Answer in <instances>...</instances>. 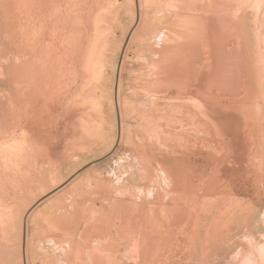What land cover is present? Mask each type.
I'll return each instance as SVG.
<instances>
[{
	"label": "rangeland",
	"instance_id": "rangeland-1",
	"mask_svg": "<svg viewBox=\"0 0 264 264\" xmlns=\"http://www.w3.org/2000/svg\"><path fill=\"white\" fill-rule=\"evenodd\" d=\"M169 1L0 0V68L18 71L24 66V78L20 72L14 81H22L26 88L14 94L10 72L0 76V156L13 157L9 164L0 159V264H62L67 259L63 249L69 244L74 248L72 257L83 253L85 264H94L87 252L104 258L96 264L110 260L148 264L153 258L146 256L140 231L147 233L160 255L157 264H264V63L255 61L256 54L264 53V32L256 37L250 32L249 47L241 53L240 94H219L207 102L210 116L218 119L215 127L209 126L199 113L188 111V101L184 107L173 97L156 99L144 94V79L151 73L139 54L152 46L148 36L152 28L166 22L164 28L176 32L178 38L189 27L171 17L166 8ZM174 1L177 5L179 0ZM182 1L188 8L195 7V0ZM244 1L246 8L240 16L254 29L264 15V0ZM198 2L199 8L216 6L212 0ZM219 4L217 9L224 16L232 17L238 9L230 0H219ZM195 10L184 15L210 22L208 10L204 14ZM257 14L258 20L254 19ZM66 37L80 44L73 58L61 49L60 40ZM146 38L147 45L143 43ZM221 39L225 45V36ZM183 45H177V63L190 65L192 70L182 77H197L200 82L210 79L207 74L213 73L216 61L213 49L207 43ZM51 74L56 77L53 83ZM31 75L40 77L38 88L30 83ZM46 83L49 88H43ZM28 85L34 88L32 93ZM160 165L173 172L176 183L164 181ZM141 186L174 189L182 195V202L172 205L178 216H185L189 207L194 210L187 238L180 230L161 231L158 223H178L162 219V212L161 220L149 225V202L145 193H138ZM74 212L79 217L72 220ZM184 222L185 218L178 227ZM136 240L141 255L137 262Z\"/></svg>",
	"mask_w": 264,
	"mask_h": 264
},
{
	"label": "bare ground",
	"instance_id": "bare-ground-1",
	"mask_svg": "<svg viewBox=\"0 0 264 264\" xmlns=\"http://www.w3.org/2000/svg\"><path fill=\"white\" fill-rule=\"evenodd\" d=\"M137 1V0H136ZM199 1V0H198ZM195 0V7L194 8H188L185 2H183L180 0L177 2L176 5V1L173 2V0L169 1V8L171 11V17H173V19H179L182 22V25L184 26H189L187 29H185V31H180L182 32V35L180 34L178 38H176L177 36L175 35L176 32H171L166 30L165 23L164 24H156V26H154V28H152L150 35L148 34V36H150L151 40H152V46L151 47H147L144 51V53H140L139 56L141 57V59H143V61H146L147 64V69L150 70L151 74H147L145 76L144 79V85H145V89H144V94L146 96H154V98H159V97H169V99L176 98L177 100H180L179 102L177 101L176 104L184 106L186 105L188 101L189 103L187 104L188 106V111L191 112H195V113H199V115H201L202 119L201 121L206 122L209 126H214L216 122L218 121V119L213 120V118L210 116V110L211 107L209 104H207V102H209V100L211 98H215V97H220L219 94L223 95V94H227L229 93L230 95L233 96H237L240 94L241 92V82H240V78L239 76L242 74L243 69H244V63L240 62V58L241 57V53H246V49L247 47H249V42H250V36L249 33L251 32L254 37H256L257 35L260 36L262 35V33L264 32L263 27H264V15L261 18V21L258 20L259 16L258 13L254 19H257V26L254 29H251L249 27V22L245 21V19H243V16H240V10L242 8H246L245 5L247 4L246 1L244 0H230L233 3H235L238 9L235 8L236 11L233 12L232 17L229 16H224V14H222L217 8L218 6L220 7L219 4V0H212V3H215L216 6L213 7V9H211V7L213 6L211 4V7L209 9V7L207 8H199V6H197L196 4H198L199 2ZM203 1V0H202ZM204 1H209V0H204ZM7 3V2H6ZM11 5V4H10ZM9 5V6H10ZM168 5V3H167ZM251 5V4H250ZM165 7V6H164ZM195 10L197 13L200 14H204L205 10H208L206 12L207 19L210 21L208 23V21H206V18L202 19L201 21L197 20V18H200L197 15H187L185 16L184 13H190V11L188 10ZM255 11V10H254ZM247 13V12H245ZM253 13V12H252ZM30 14V13H29ZM7 15V14H6ZM162 16V15H161ZM254 16V15H253ZM252 17V16H251ZM96 18V17H95ZM88 19V18H87ZM253 19V20H254ZM96 20V19H95ZM169 20V19H168ZM186 20V21H184ZM194 20V21H193ZM251 20V22L253 21ZM12 21V20H11ZM176 22V20H174ZM255 21V20H254ZM89 22V20H88ZM97 22V21H96ZM162 22V21H161ZM174 22V23H175ZM92 23V21H91ZM102 21L98 22V24H101ZM194 23V28L190 29V24ZM96 24V23H95ZM22 27V26H21ZM40 28V27H39ZM93 28V27H92ZM14 29V28H13ZM31 29V28H30ZM42 29V28H40ZM94 29V28H93ZM96 29V27H95ZM169 29V27H168ZM222 29H226V31H222ZM38 30V28H37ZM93 31V30H92ZM96 31V30H95ZM94 31V33H95ZM17 32V31H16ZM62 32V31H61ZM179 32V33H180ZM15 33V32H14ZM13 33V34H14ZM19 33V32H18ZM30 33V32H29ZM69 33V32H68ZM83 33V32H82ZM246 33V35H245ZM17 34V33H16ZM35 34V33H34ZM97 34V33H96ZM69 35V34H68ZM95 35V34H94ZM98 35V34H97ZM54 36V35H53ZM221 36H225L224 42L226 40V43L224 45L223 42L220 41ZM19 37V36H18ZM58 37V36H57ZM75 37V36H74ZM96 37V36H95ZM145 37V36H144ZM56 38V37H54ZM81 38V37H80ZM259 38V37H258ZM23 39V38H22ZM127 40V38H126ZM125 40V43H126ZM148 38L145 39V42H143L144 44L147 45L148 43ZM223 40V39H221ZM59 41V40H58ZM85 41V40H84ZM258 41V40H257ZM260 41V40H259ZM262 41V40H261ZM62 46L61 49L63 48V50H66V53L68 54V56H71L72 58L79 53L78 52V45L79 42L76 39H73L71 37H66V38H62V40H60ZM205 42V43H204ZM214 42V43H213ZM263 42H264V38H263ZM125 43L122 47V51L123 48L125 46ZM180 43H184L183 46H185V44L187 45H191V46H202V45H206L212 48V56L213 59H216L215 63H214V70L213 73L209 72L207 75L210 76V79L208 78L207 80L200 82L199 80H197V77L191 78V79H184V77H182L183 75H188L190 73V71L192 70V67H189L187 65L185 66H179V62L177 63L178 59L176 56V48L178 47L177 45ZM89 44V43H88ZM92 44V43H91ZM90 44V45H91ZM224 45V47H223ZM231 46L232 48L230 50H228V46ZM256 45V44H255ZM259 45V44H258ZM257 46V45H256ZM92 47V46H91ZM109 47V46H108ZM263 47V46H262ZM83 48V47H82ZM261 48V47H260ZM50 49V48H49ZM255 49V48H254ZM29 50V49H28ZM48 50V49H47ZM80 50V49H79ZM83 50V49H82ZM91 51L92 49L88 48V56L90 57L89 59H91ZM258 51V50H257ZM255 52V51H254ZM221 53V54H220ZM224 53V54H222ZM256 53V52H255ZM51 55V54H50ZM223 55L225 56V59L223 58ZM257 55V59L255 60L258 64L264 63V53H259L256 54ZM24 56V55H23ZM30 56V55H29ZM82 56V55H81ZM103 56V55H102ZM185 56V55H184ZM246 56V55H245ZM248 56V55H247ZM25 57V56H24ZM23 57V58H24ZM84 57V56H83ZM82 57V58H83ZM66 58V57H65ZM78 58V57H77ZM249 58V57H248ZM18 59V58H17ZM22 59V57H21ZM79 59V58H78ZM81 59V58H80ZM224 61L226 62H223ZM6 60V59H3ZM2 61V60H1ZM19 61V59H18ZM81 61V60H80ZM214 61V60H213ZM79 62V61H78ZM84 62V60H83ZM80 63V62H79ZM82 63V61H81ZM80 63V64H81ZM89 63H86L85 66H87ZM146 64V63H145ZM60 65V64H59ZM78 66H80L78 64ZM84 66V65H83ZM7 66H4L2 68H0V76H4L6 74H8L10 72V75L8 77H10L11 81L13 80V82H11V85L14 86L13 89V93L14 94H18L20 92H24L25 91V86L24 83L22 84L21 82H17L14 81V78L16 77L17 74H21L24 78L25 73H23V67H21L20 69H18V71L13 70V69H8ZM77 67V66H76ZM146 67V65H145ZM251 67V66H250ZM82 68V66H81ZM252 68V67H251ZM65 69V68H64ZM83 69V68H82ZM86 69V68H85ZM62 70V69H61ZM249 70V69H248ZM252 70V69H251ZM254 70V69H253ZM72 71V70H71ZM81 71V69H80ZM103 71V70H102ZM18 72V73H17ZM21 72V73H20ZM88 72V71H87ZM193 74L197 73L196 70L193 69ZM84 74V73H83ZM142 73L140 72V75ZM213 74V75H212ZM249 74V73H248ZM52 75V74H51ZM145 75V74H143ZM141 75V76H143ZM211 75L213 76V79L211 77ZM229 75H231L232 77H230ZM261 75V74H260ZM189 76V75H188ZM7 77V76H6ZM7 77V78H8ZM80 77V76H79ZM221 77H224L223 79H221ZM32 78V79H31ZM51 82L53 83V81H55L54 79L56 78L55 76H51ZM206 78V77H204ZM215 78V79H214ZM220 78V79H218ZM233 78V79H232ZM19 79V78H18ZM30 82L34 88H38V80L40 79V77H35L34 75L30 76ZM256 79V78H255ZM71 80V78H70ZM100 80V79H99ZM19 81V80H18ZM28 82V83H29ZM49 82V83H51ZM243 82V81H242ZM206 83H211L213 84L212 88H209V86L206 85ZM29 89L32 93V91L34 90V88L32 89V86L28 85ZM45 87L43 88H49V84L46 83L44 85ZM55 86V84L53 85ZM71 86V85H70ZM27 87V86H26ZM255 89V88H254ZM258 89V88H257ZM36 90V89H35ZM251 91V90H250ZM219 92V93H218ZM8 93V92H7ZM177 93V94H176ZM30 94V92H29ZM34 94V93H33ZM39 94V93H38ZM36 94V95H38ZM22 95V94H21ZM31 95V94H30ZM35 95V94H34ZM35 95V97H36ZM7 96V95H6ZM251 96V95H250ZM18 97V95H17ZM23 97V96H20ZM34 97V98H35ZM247 97V96H246ZM38 98V97H37ZM172 98V99H173ZM244 98V97H243ZM18 100V98H16ZM171 99V100H172ZM246 99V98H245ZM259 99V98H258ZM263 99V98H262ZM38 100V99H37ZM63 100V99H62ZM67 100V99H66ZM175 100V99H174ZM255 101L257 99H254ZM264 100V99H263ZM36 101V100H34ZM33 101V102H34ZM64 101V100H63ZM228 101V100H227ZM12 102V101H11ZM10 102V103H11ZM26 102V101H25ZM24 102V103H25ZM172 102V101H171ZM215 102V101H214ZM9 103V104H10ZM28 103V102H26ZM41 103V102H40ZM175 103V102H174ZM16 104V103H15ZM259 104V103H258ZM14 105V104H13ZM28 105V104H27ZM33 105V104H32ZM35 105V104H34ZM33 105V106H34ZM254 105V103H253ZM260 105V104H259ZM17 106V105H16ZM166 106V105H165ZM257 107V106H256ZM260 107V106H259ZM23 108V107H22ZM27 109V108H26ZM25 109V110H26ZM255 109V108H254ZM19 110V109H18ZM260 110V109H258ZM257 110V111H258ZM23 111V110H22ZM28 111H30L28 109ZM27 112V111H26ZM212 112V111H211ZM214 112V111H213ZM216 112V111H215ZM20 113V112H19ZM18 113V114H19ZM22 113V112H21ZM20 113V114H21ZM24 113V112H23ZM218 113V111H217ZM212 114V113H211ZM215 115V114H214ZM17 116V114H16ZM15 116V117H16ZM208 116V117H207ZM237 116V115H236ZM220 117V115H219ZM218 117V118H219ZM225 117V116H224ZM234 117V116H233ZM73 118V117H72ZM223 118V117H222ZM221 118V119H222ZM236 118V117H235ZM77 119V118H76ZM20 120V119H19ZM22 120V119H21ZM217 120V121H216ZM119 121V117L117 122ZM242 121V120H241ZM24 122V121H23ZM30 122V121H29ZM176 122V121H175ZM221 122V121H220ZM244 122V121H243ZM223 123V122H222ZM238 123V121H237ZM249 123V122H248ZM253 124V123H252ZM24 125V124H23ZM222 125V124H221ZM255 125V124H254ZM22 126V125H21ZM20 126V127H21ZM27 126V125H26ZM25 126V127H26ZM231 126V125H230ZM242 126V125H241ZM22 127V128H25ZM217 127V126H216ZM232 127V126H231ZM240 127V126H239ZM249 127V126H248ZM247 127V128H248ZM27 128V127H26ZM207 128V127H206ZM253 128V127H252ZM258 128V127H257ZM21 129V128H20ZM28 129V128H27ZM211 129V128H210ZM223 129V128H222ZM221 129V130H222ZM251 129V127H250ZM212 130V129H211ZM210 130V131H211ZM215 130V128H214ZM240 130V129H239ZM242 130V128H241ZM240 130V131H241ZM10 132V131H9ZM118 132H119V126H118ZM223 132V131H222ZM243 132V131H242ZM152 133V132H151ZM212 133V132H211ZM228 133V132H227ZM230 133V130H229ZM232 134V133H230ZM212 135V134H211ZM233 137L234 134H232ZM214 136V135H213ZM218 136V135H217ZM220 136V135H219ZM228 136V135H227ZM240 136V135H238ZM249 136V135H248ZM73 137V135H72ZM211 137V136H210ZM225 137V136H224ZM230 137V136H229ZM260 137V136H259ZM212 138V137H211ZM214 138V137H213ZM212 138V139H213ZM248 138V137H247ZM241 139V138H240ZM210 140V139H209ZM222 140V139H221ZM228 143V140L225 139ZM224 140V141H225ZM230 140V139H229ZM239 140V139H237ZM236 140V141H237ZM243 140V139H242ZM253 140V139H252ZM256 140V139H255ZM213 141V140H212ZM241 141V140H240ZM247 141V140H246ZM245 141V145L246 144ZM259 141V140H258ZM147 142V141H146ZM220 142V141H219ZM244 142V141H243ZM237 143V142H236ZM260 143V142H259ZM1 144V143H0ZM149 144V143H148ZM222 144V142L220 143ZM223 144H225L223 142ZM241 144V143H239ZM4 145V144H3ZM233 145V144H232ZM250 145V144H249ZM230 146V145H229ZM238 147V146H237ZM22 148V147H21ZM41 148H43L41 146ZM59 150L58 147H55V150ZM71 148V147H70ZM236 148V147H235ZM53 149V148H52ZM72 149V148H71ZM239 149V148H237ZM241 149V148H240ZM243 149V148H242ZM245 149V148H244ZM258 149V148H257ZM62 151V150H61ZM65 151V150H64ZM63 151V152H64ZM72 151V150H71ZM234 151V150H233ZM241 151V150H240ZM245 151V150H243ZM24 152V151H23ZM33 152V151H32ZM60 152V151H59ZM20 153V152H19ZM66 153V152H65ZM70 153V152H68ZM227 153V152H226ZM238 152H236L237 154ZM240 153V152H239ZM24 154V153H23ZM27 154V153H26ZM57 154V153H56ZM63 155V153H61ZM13 155V154H12ZM58 155V154H57ZM24 156V155H23ZM33 156V155H32ZM65 156V155H64ZM225 156V155H224ZM238 156V154H237ZM247 156V155H246ZM10 155H8V153L1 157L0 159L2 161L3 164H9L10 162H13V157L10 159ZM18 157V156H17ZM28 157V156H27ZM30 157V156H29ZM62 157V156H61ZM243 157V156H242ZM19 158V157H18ZM224 158V157H223ZM222 158V159H223ZM248 158V157H247ZM248 160V159H247ZM15 161V160H14ZM226 162V161H225ZM251 163V162H250ZM228 164V163H226ZM236 164V163H235ZM221 165V164H220ZM244 165V164H243ZM217 166V165H216ZM219 166V165H218ZM226 165H223V167ZM229 166V165H228ZM235 166V165H234ZM169 167V166H168ZM255 167V166H254ZM2 168V167H1ZM221 168V167H220ZM226 169V168H225ZM231 169V168H230ZM233 169V168H232ZM8 170V169H7ZM139 170V169H138ZM174 170V169H173ZM250 170V168H249ZM248 170V171H249ZM15 171V170H14ZM159 171L160 174L162 175L164 181L165 178L169 179V183L173 184L176 183L177 180L173 175V172L168 168L166 169L164 166L160 165L159 167ZM236 171V170H235ZM18 172V171H17ZM231 172H234L231 171ZM240 172V171H239ZM246 172V171H245ZM244 172V173H245ZM254 172V170H253ZM16 173V171H15ZM176 173V172H175ZM134 174V173H133ZM185 174V173H184ZM223 174V173H222ZM234 173H232L233 175ZM237 174V173H236ZM239 174V173H238ZM250 174V173H249ZM248 174V175H249ZM180 175V174H179ZM183 175V174H182ZM216 175V174H215ZM183 177V176H182ZM231 177V176H230ZM181 178V176H180ZM229 178V176H228ZM230 179V178H229ZM33 180V179H32ZM185 180V179H184ZM226 180V179H225ZM237 180V179H236ZM232 181V180H231ZM215 183V182H214ZM213 183V184H214ZM181 186V185H180ZM163 187V185L161 186V188ZM165 189V188H164ZM138 193L146 194V199H148L149 202V208H148V214L150 216V222L149 225H156L157 222H159V219L161 217V212L163 213V217L162 219H166L167 221L173 222V221H177L178 223L180 222V220H183L185 218V222L181 225V227H178V223L177 225L173 226L172 224H161L158 223V227L161 228V231L164 230L165 228L168 229L170 234L175 233L177 230L182 231L185 234V238H187L190 235V231H191V226L193 224L194 221V214L193 211H191V207L188 208V212L187 214L184 216H178V215H174V211H173V202L176 201H180L182 199V195L177 191V190H171L170 191H161L160 190H156L153 187H148L147 190H145V187H138ZM180 190V189H179ZM139 195V194H138ZM125 201L127 200V197L125 196ZM185 199V197H184ZM197 200L198 197H197ZM124 201V202H125ZM200 201V200H199ZM182 202V200H181ZM137 209H141V204L139 202H137ZM126 206V205H125ZM75 209V208H74ZM1 211V210H0ZM2 213V211L0 212ZM195 213V212H194ZM74 215H72V220H75L74 218H78L79 214L77 212L73 213ZM3 217V214H1ZM262 215H264V212H262ZM99 217L103 218L104 215L102 214L100 216V214L98 215ZM114 217V216H113ZM264 217V216H263ZM112 218V217H111ZM68 222V221H65ZM68 224H72L71 222H68ZM178 231V232H180ZM99 232V229H98ZM134 233V232H133ZM140 239L143 241V243L145 244V249L147 250V255L146 256H150L153 259H151V262L148 261V264H157L158 262V258H161L159 254L155 253L156 250L154 248V246H151L150 244H152V241H148V235L147 233H142L141 231L138 232ZM171 236V235H170ZM251 237V235H250ZM167 238V237H166ZM165 238V239H166ZM24 239V238H23ZM172 239V238H171ZM170 239V240H171ZM130 242L133 241L132 238L129 239ZM251 240V239H250ZM65 241V240H64ZM23 242V241H22ZM67 243L69 244V241H67ZM164 243V242H163ZM23 245V244H22ZM70 246H66L64 247V251L66 253V257L67 259L65 261H61L62 264H85V255L83 253H76L74 255V257H72V247L71 244H69ZM88 245V244H86ZM85 245V246H86ZM161 245V244H160ZM264 245V244H263ZM99 247L100 249H102L101 243H99ZM171 247V246H170ZM163 249V248H162ZM171 250V249H170ZM169 250V251H170ZM168 251V252H169ZM173 251V250H172ZM252 252V251H251ZM134 253H137L138 258L140 255V250H139V244L137 242V240L134 243ZM263 253V252H261ZM169 254V253H168ZM171 255V254H170ZM251 255V254H250ZM253 255V254H252ZM86 256H88V260L94 264L99 263L98 261H103L104 258L100 257V256H96L94 257L93 255H91L90 252L86 253ZM134 256V255H133ZM154 256V257H153ZM240 256V255H239ZM263 256V255H262ZM72 257V258H71ZM237 258V256H234V258ZM241 257V256H240ZM132 258V256H131ZM136 260L137 261H141V255L140 258ZM172 258V257H171ZM69 259H71L72 261H69ZM147 258L145 257L144 260H146ZM148 259V260H149ZM232 259V258H231ZM252 259V258H251ZM165 260V259H164ZM230 261V260H229ZM232 262V261H231ZM147 263V262H146ZM161 263V262H160ZM109 264H118L115 263L114 260H110ZM240 264V263H239ZM253 264V263H252Z\"/></svg>",
	"mask_w": 264,
	"mask_h": 264
},
{
	"label": "water",
	"instance_id": "water-1",
	"mask_svg": "<svg viewBox=\"0 0 264 264\" xmlns=\"http://www.w3.org/2000/svg\"><path fill=\"white\" fill-rule=\"evenodd\" d=\"M121 56H122V53H121ZM121 56H120V58H121ZM116 114H117V120H118V114H119V112H118V109H117V107H116ZM118 123V126H119V121L117 122ZM119 136V135H118ZM118 141V140H117ZM117 141H116V143H117ZM102 158H104V157H101V158H99V159H97V160H95V161H98V160H101ZM90 164V163H89ZM89 164H86V165H84L82 168H80L79 170H77L73 175H71L66 181H64L61 185H60V187L62 186V185H64L67 181H69L75 174H77L79 171H81L84 167H86L87 165H89ZM59 188V187H58ZM58 188H56V189H54V191L55 190H57ZM53 191V190H52ZM48 194H50V193H48ZM48 194H46V195H48ZM45 197V196H44ZM42 199V198H41ZM38 202V201H37ZM23 244H24V239H23Z\"/></svg>",
	"mask_w": 264,
	"mask_h": 264
},
{
	"label": "crops",
	"instance_id": "crops-1",
	"mask_svg": "<svg viewBox=\"0 0 264 264\" xmlns=\"http://www.w3.org/2000/svg\"><path fill=\"white\" fill-rule=\"evenodd\" d=\"M255 260H257V259L255 258ZM259 264H262V263L259 261Z\"/></svg>",
	"mask_w": 264,
	"mask_h": 264
}]
</instances>
